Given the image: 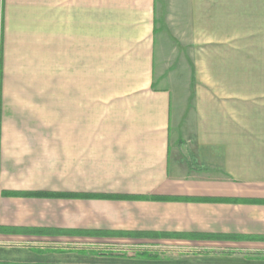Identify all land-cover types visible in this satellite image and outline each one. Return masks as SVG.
<instances>
[{"label":"crops","instance_id":"obj_1","mask_svg":"<svg viewBox=\"0 0 264 264\" xmlns=\"http://www.w3.org/2000/svg\"><path fill=\"white\" fill-rule=\"evenodd\" d=\"M177 5L0 0V264H264V0Z\"/></svg>","mask_w":264,"mask_h":264},{"label":"rangeland","instance_id":"obj_2","mask_svg":"<svg viewBox=\"0 0 264 264\" xmlns=\"http://www.w3.org/2000/svg\"><path fill=\"white\" fill-rule=\"evenodd\" d=\"M164 11L162 17V30L158 34L161 43L164 45V60L167 65L171 62L177 68V49H178V0H162ZM171 61V62H170ZM172 68V67H167ZM89 247V246H85ZM98 254L112 253L115 255L126 254L128 257L146 255L149 259L173 260L193 252H212L211 249L203 247H192L184 242L160 241V242H129L113 241L104 243H91L90 247ZM118 257V256H115ZM147 258V257H146Z\"/></svg>","mask_w":264,"mask_h":264},{"label":"trees","instance_id":"obj_3","mask_svg":"<svg viewBox=\"0 0 264 264\" xmlns=\"http://www.w3.org/2000/svg\"><path fill=\"white\" fill-rule=\"evenodd\" d=\"M23 196L46 198V197H54L55 195H53V194H47V193H36V194H26V195H23ZM57 197L66 198V197H68V195H60V196H57ZM88 197H92V196H88ZM103 198H106V197H103ZM113 198L126 199L127 200V199H132L133 197L117 196V197H113ZM153 200H161V198L160 197H154ZM104 255L105 256L128 257L126 254H123V255H115V254H112V253H105ZM137 257H145V258L147 257L148 258V256H146L144 254L143 255H137Z\"/></svg>","mask_w":264,"mask_h":264}]
</instances>
